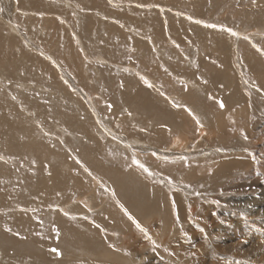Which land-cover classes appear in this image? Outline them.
<instances>
[{
    "label": "rangeland",
    "instance_id": "obj_1",
    "mask_svg": "<svg viewBox=\"0 0 264 264\" xmlns=\"http://www.w3.org/2000/svg\"><path fill=\"white\" fill-rule=\"evenodd\" d=\"M8 1L0 0V14L2 13L4 19L9 21L11 27H17L18 42L21 43V47L25 46L22 47L24 53L19 52V56L16 51L20 49L13 46L10 50L12 51L13 48L12 53L14 56H12V53H6L14 68H11L10 65L9 69L5 70L7 66L4 64L0 68V80L5 85L0 84V91L3 94H9L8 88L12 89L13 95L11 96H15V100L18 98L20 100L17 103L18 107L16 105L20 116L8 113V117L12 120L15 117V120L19 121L17 123L19 129L25 128L24 131H26L27 128H30L33 131L31 132L32 135L29 133L30 136L27 134H23V136L14 134L3 136L2 143L4 142V146L8 147L11 143H16L15 145L22 148L21 152L18 151V154L3 157V160L0 156V224L2 223L0 229L16 235L18 240L27 237L47 242L58 240L59 236L55 221L57 210L61 209L58 205V198L73 196L76 200L80 196L78 194L82 193V196H84L85 192L80 190L84 186V182L82 183L81 180L77 179L76 182H71L65 179L66 166L62 161H58L54 165L50 163V160L56 161L51 149L59 151L61 155H66L65 148L67 147L68 150L71 148L69 150L71 153L80 154L84 152V148L95 147L97 143L96 140L85 138V133L68 130L57 117L60 115L65 118V115L71 116L73 113L75 115V110L85 107V110L88 109L89 111L86 115L90 117L92 114L93 116V119L82 118L90 127L87 129L88 133L99 137L102 141L97 140L100 145L106 144L105 150H102L100 146L101 148L98 149L100 151L94 157L111 165L133 167L147 184L163 192L167 203L163 204V207L157 203L159 210L155 213L149 211L153 216L155 215L154 217L147 212L144 225L133 220L134 226L129 227L121 218L119 219V216L117 217L118 222L109 220L108 223H104L98 219L106 218L105 212L107 210L113 211V209L109 208L110 205L104 204L105 208L103 206L98 210L97 205L103 203V199L106 198L105 194H108L107 187L104 189V186L100 185L98 187L100 197L98 202L95 203V212L93 211L89 215L91 218H86L82 215L83 213L78 216V210H76L75 214H78V217L73 219L69 216L65 217L66 215L62 217L63 221H66L65 224L76 226L81 220H90L101 231V235H104L102 237L108 241V249L122 256L128 257L131 256V253L136 256V259L131 260V264H264V93L262 91V89L264 90V72L259 70L260 67L264 69V0H107V3L110 2L111 7L108 6L112 10L117 9L114 7H119L125 16L122 14V17L116 11H112L113 13H111V10L105 11L104 7H102L103 9L98 8L94 10L93 15L103 17L109 21L100 22L98 19L102 20L101 18L95 16L90 18L88 14H84L85 17L81 13L79 28L76 15L71 9L67 8L69 21H66L72 27L74 26L75 32L69 29L66 21L60 23L56 17L51 19L56 18L54 21H46L43 15L44 13L47 14L48 11H43L44 13L33 11L35 16L32 15L29 18L24 16L18 7L17 9L14 8V12H10L11 8H8L6 12L5 7ZM78 1L84 8L88 7V4L83 3L81 0ZM104 1L106 3V0ZM124 8L127 11H124ZM153 9L154 11H152ZM155 9L162 13L155 11ZM147 10L149 11L147 12ZM135 12L139 13L136 15ZM59 13L61 14V12ZM148 13L150 16L161 18V21L165 19L167 27L170 18L177 26V30L183 28L181 31L185 33H182L183 38L187 35V42L185 40L184 42L180 40L177 42V38L176 42L173 40V45L171 39L166 44L165 42L162 44L160 41V44H162L161 49L164 51L162 58H165V61H161L164 67L166 62L169 63L168 65H173L171 62L176 61L178 64H174L176 68L178 66V69L184 72L185 70L195 69L202 57L210 70L219 71L221 69L219 64L221 56L226 53L229 56L231 65L230 68L226 69V73L229 74V77L235 75L234 85L237 86L240 95L243 97L238 110L235 111L232 108L228 109L225 105L221 107L223 100L221 101L217 95L207 94L206 96L205 94L206 97H201L194 95L193 92L188 93L186 96L189 97L190 101L197 104L196 110L198 111L196 114L201 112L208 118H206L209 123L207 126L211 125L209 132L213 138L202 135V130L194 125L188 117L181 114L185 118L190 132L185 134L186 144L183 147L184 149H181V152L176 151L177 153L168 148V144L173 142L174 136L166 137L165 141L159 139L160 135H155L154 138L145 135L140 136V134L138 136L137 133L125 129V125L120 122L122 120L118 119L126 111L122 100L123 94H121L124 90L122 80L126 76L137 75L135 72L129 71L127 67L121 68L120 64L137 69H146L151 66L152 60L137 57L140 59L139 62L136 58L137 48L128 46L127 42L129 41L127 40H122L123 42L120 43L116 39H112L111 45L108 43L96 45L95 42V38L97 41L96 36L101 31L102 33L105 32V35H101L105 36L107 42L110 38L107 36L111 32H121L123 28L119 22L123 20L126 21H123V24L127 25L126 27L130 28L129 26H131L130 29L132 27L138 29L141 26L140 29L142 27L146 28V31L141 32H147L148 25L146 22L144 20L133 22L131 16L136 15L143 19L148 16ZM160 14L161 16H159ZM116 16H119V19L118 17L115 18ZM120 17L123 19H120ZM55 21H59V23ZM180 22L185 25L183 24V26ZM102 25L107 27L103 29ZM165 25H163V28L160 27V29L162 28L161 31L163 29L165 32L167 31ZM110 26L111 28H109ZM189 33L190 36H188ZM77 34L84 40L85 47L90 54L93 51L100 53L101 48L105 46L108 50L101 54L106 55L105 58L108 61L110 56L114 55V61L117 64L110 66L112 61H109V65L106 63V66L105 63L85 59L84 48L76 39ZM191 36L195 38V42L192 41ZM174 48L177 49L176 52ZM176 53L180 54L177 55ZM131 56L133 57L131 58ZM150 56L149 53L148 57ZM26 69H29L28 72ZM183 72H180V75H174L169 71L168 73L165 71L164 86L172 91L171 86H177V84L183 86L184 83L187 85L188 83L185 80L179 79ZM208 76L210 77V75ZM214 79L215 77L212 79L210 77L207 80L213 92L221 89V83H217L216 80L214 82ZM221 79H224V75H221ZM21 84L23 86L29 84L30 88H19L18 86ZM175 88L177 90V87ZM223 90L224 95L226 90ZM11 96L10 98H12ZM247 97H249L248 103L247 101L244 103ZM177 100L179 101V99L173 97V99L165 102V105L172 106L174 104L177 109L179 103ZM20 105L23 106V109ZM179 106L184 107V105ZM24 107L30 110L27 112L28 117L22 114L23 110H26ZM5 108L7 107L4 104ZM252 110L253 113H251ZM81 111L84 113L83 109ZM186 114L190 115L188 112ZM1 115L3 114L0 113ZM36 119L38 120L36 121ZM179 120L181 121V119ZM39 121L43 122L44 129L38 124ZM158 131L169 133L167 128H159ZM63 134H66V136L62 137ZM28 136L33 140H30ZM127 138L138 139L143 142L141 145V143L135 144L130 141L132 148L139 151L137 154L132 153L135 151L122 148V143H128L126 142ZM61 139L67 142V146L59 142ZM109 139L114 141V145H107ZM35 140L40 144L43 143L41 145L43 147L35 146L34 152L29 154L27 150L30 148L28 146L31 145V141L34 143ZM163 149L171 151L169 153L173 156L164 157L169 153ZM57 165H59L60 170ZM72 173L74 172L72 171ZM74 174L76 175V173ZM48 175L50 176L49 179H45L43 182L44 186L47 183L48 187H43L41 195H34L33 187L35 188L37 180ZM61 178L66 181L64 179L62 181ZM71 178L72 176L69 175V179ZM55 184L57 187L59 186L58 189ZM24 185L26 186L24 187ZM16 191L17 193H15ZM39 191H41V188ZM110 192V195L114 196L112 189ZM28 193L30 195L27 196ZM14 199L21 202L28 201V203L27 205L22 203V206L12 207L8 201ZM109 199L108 197V201L111 203ZM178 203H183L189 209L181 213L183 216L185 214L186 224H184L185 219L180 216V210H177ZM119 204L123 205L121 202ZM16 207H19V210ZM201 207H205V212H207L203 216L199 215L201 214L199 210ZM27 208L32 210L31 216L23 219L18 226V220L14 219L16 217L15 212L20 213V210L26 212ZM79 211L81 213L83 210ZM113 214L116 215V212L114 211ZM68 219L69 221H67ZM10 221L14 223H9ZM199 223L206 224V231L204 232L202 229L205 234L200 233ZM137 224H139V227ZM127 243L132 246L129 245L128 247ZM231 247L234 248L230 249ZM48 251L52 258V261H48L51 262L50 264H111L108 261L101 262L100 260L89 262L84 258L86 255L82 256L77 253H74L75 259L81 261L72 263L74 258L67 256L68 258L65 257L62 262V255L53 252V248H49ZM81 256L83 259H78ZM14 261L17 260H11V262Z\"/></svg>",
    "mask_w": 264,
    "mask_h": 264
},
{
    "label": "bare ground",
    "instance_id": "obj_2",
    "mask_svg": "<svg viewBox=\"0 0 264 264\" xmlns=\"http://www.w3.org/2000/svg\"><path fill=\"white\" fill-rule=\"evenodd\" d=\"M81 1L85 4H88L87 5L88 7L84 8V6H81V3L78 0H9L7 2V4L9 3L10 6L9 5L7 6V4H6L5 10L7 12L8 8H11L10 12L11 11L14 12L15 11L14 8L17 9V7H18V9H21L20 12H22V14L24 16H27L28 18H29V16H32V15L35 16L34 14L36 13V11H39V12L48 11L47 14H45L43 12L44 13L43 16L46 18V21L51 22V21L56 20V18H58L60 23L61 22L63 23V21H66L69 19L68 18L69 14H67L69 12L67 10V8H69L74 12V15H76V17H77L76 20H78L79 28H80V24H81V19H80L81 13H83V16H85L84 14H88V16L90 18L91 17L93 18V16H95V15H93V13H95L94 10H97L98 8L103 9L102 7H104L105 11L111 10V13L116 11V12H119L121 15L123 14V11L119 7H114L117 9L112 10L110 8L111 7L109 4L110 2L107 3V0H106V3L104 0H99L98 2H97V0H81ZM92 6H95V7H92ZM107 7L110 9H108ZM128 7L130 8V6H128ZM126 9H127V7H126ZM126 9L124 11H127ZM33 11L35 13H33ZM131 11H133V10H131ZM148 11L149 10H147V12ZM152 11H154V9ZM155 11H157V10L155 9ZM58 12H61V14L60 13L58 14ZM96 12H98V11H96ZM157 12H159V11H157ZM135 13L137 15L139 12L138 13L135 12ZM154 13H156V12H154ZM159 13H162V12H159ZM123 15L125 16V14H123ZM123 15H122V17H123ZM136 15L131 16V19L133 18L132 21L134 22L135 20H137V21L144 20V22H146V24L148 25L147 32H145L146 34L141 32V31H146L145 30L146 28L144 29V27H142V29H140L141 28V26H140V27H138V29H140L139 31H138V29H133V27H132V29H130L131 26H129L130 28L126 27L127 25L125 26L124 25L125 23L123 24V21H124L123 20L122 22L121 21L119 22V23H121V26L123 28V29L120 28V29H122L121 32H118V33L117 32L116 33L111 32L110 33L111 36L110 35L107 36L108 38L110 37L108 42H107L105 36L101 35V34L105 35V32L102 33V31H101V33L98 36L94 35L97 37V41L95 38V42H96V45H100L102 43H104L103 45H105L107 43L109 45H111L112 39H116L120 43L122 40H124V41L127 40V41H129V42H127L128 46H130V47L134 46V48H137V50H136L137 55L135 54L136 58L138 57V58L147 59V60L149 58L152 60L151 66L149 68H146V69L145 68L137 69V68L132 67V66H125L123 64H120L121 68L127 67L129 71L135 72L137 75L130 76V77H127L125 75L126 78L123 77L124 79L122 80V85H124V88H123L124 90L122 91L121 94H123L122 100L125 104L124 107L126 108L125 109L126 111H125V113H123L122 117L121 118L119 117L118 119L122 120L120 122L125 125V129L127 128L129 130V132L131 131V132H134L135 134L137 133L138 136L140 134V136L145 135V136H148L150 138H154L155 135H160L159 139H161L163 141L166 140L165 139L166 137H171V136L173 137L174 136L173 142H170L168 144V148H169V150H173V151H175V153H177L181 149H184L183 147L186 144L185 134L190 132L189 126L187 125V122L185 121V118L182 117V115L188 117L192 121V123H194V125H196L200 130H202V135H207V136L211 135V133L209 132V130L211 129V125L207 126V125H209V123L206 121L207 117L204 116V114L201 112H199V114L200 113L202 114L201 116L199 114H196L198 111V110H196L197 104L190 101L189 97L186 96V95H188V93L193 92L194 95H199L201 97H206L207 94H212L214 96L217 95L221 101L223 100V102H222L223 105H225L228 109L232 108V110H235V111L238 110L239 103H241L243 101V97L240 95V92L238 91L237 86L234 85L235 84L234 83L235 82V80H234L235 75H234V77H232V76L229 77L228 76L229 74L226 73V71H227L226 69L230 68V66H231L230 61H229V56L226 53H223V56H221L222 58L220 59L221 61L219 63L221 65V69L219 71L210 70L205 63L204 58H202V57L200 58L199 63L196 65L195 69L185 70L184 72L180 71L178 69V66L176 68V65H174V64H177L176 61L171 62L173 65H168L169 63L166 62L164 64L165 65V67H164L163 62H161V61H165V58H162L164 51L161 49V45L164 42H165V44L169 43L170 41H168V40H170V39L172 40L171 43L173 45L174 44L173 40L176 42V38H177V42H178V40L183 41V42L185 40V42H187V40H186L187 35L183 38V34H185V33L181 32L183 28L177 30V26H175L174 22L170 18L168 19V25L169 26L167 27L165 25V23H166L165 19H164V21H161V18L150 16L149 13H148V16L143 18V19L140 18L139 16H136ZM151 15H152V12H151ZM106 16H108V15H106ZM159 16H161V14ZM54 17H56V18L54 20H51ZM95 17L101 18L102 20L98 19V21H100V22H106V21L108 22L109 21L103 17H98V16H95ZM117 17L119 19V16H116L115 18H117ZM122 17H120V19ZM127 17H129V16H127ZM107 18H110V17H107ZM112 18H114V17H111L110 19H112ZM163 18H164V16H163ZM127 19H129V18H127ZM59 21L58 22L55 21V22L59 23ZM96 21H97V19H96ZM177 21H179V20H177ZM114 22H112V23H114ZM124 22H126V21H124ZM66 23H67V21H66ZM180 23H178V24H180ZM181 24L183 25L184 23L182 22ZM142 25H145V24H142ZM163 25H165L167 27L166 32L164 29H163L164 32H163V30L161 31V29L164 27ZM67 26H69V29L72 32H75L74 28H73L74 26L72 27V25L71 24L69 25L68 23H67ZM102 27H103V25H102ZM104 27H107V26H104ZM104 27H103V29H104ZM160 27H162V28L160 29ZM60 28H62V27H60ZM109 28H111V26ZM95 29H96V27H95ZM83 31H85V30H83ZM108 33H109V31H108ZM190 33L192 34V32H190ZM190 33L188 36H190ZM192 35H194V33ZM170 36H172V37H170ZM65 38H67V37H65ZM190 38L192 39V41L195 42L194 37L191 36ZM76 39L79 41V43L84 48L83 50H84L85 59H88V60H91L94 62L105 63V64L108 63V65L110 63L109 61H112V65H110V66H113V65L115 66V64H117L114 61V55H111L110 56L111 60L109 59V61H108V59L105 58L106 55L101 54L102 52L104 53L105 51L108 50L107 47H105V46L102 47L100 50L101 51L100 53L97 51L96 52L93 51L90 54L88 49H86V47H85V42L82 39V37L77 34ZM198 39H199V37H198ZM160 41L162 42V44H160L161 43ZM197 43H198V41H197ZM20 45H21V43L18 42L17 27H11L9 21L5 20L2 13H1L0 14V68H2L3 64L8 67V68L6 67L5 70L9 69L10 65L12 66V61L10 58H8V55L6 53L11 54L13 51V48H12V51L10 50V48L13 46V47H17V49H20L19 51L15 50L19 56L20 53H22L24 51V48H22V47L25 46V45H23L21 47ZM219 50L222 51L221 49H219ZM165 51H166V49H165ZM176 51H177V49H175V52ZM149 53L151 54L150 57H148ZM178 54H180V53H178ZM145 55H147V56H145ZM181 55H183V54H181ZM12 56H14L13 53H12ZM18 56H17V58H18ZM164 56H166V55L164 54ZM122 57H123V55H122ZM132 57L133 56H131V58ZM170 57L172 58V56H170ZM180 57H183V56H180ZM15 58H16V56H15ZM120 60H122V59H120ZM138 60L140 62V59H138ZM56 62H58V61L56 60ZM135 64H136V62H135ZM106 66H107V64H106ZM192 67H194V66H192ZM11 68H14V67L12 66ZM111 68H113V67H111ZM26 70L28 72L29 69H26ZM259 70L264 72V69H262L261 67L259 68ZM165 71H167V73L169 71V73H172L174 75H176V74L180 75V72H183V74H181V76L178 75L179 79L185 80V82H187L189 84V86H187L188 85L187 83H186L187 85H185V83H184L185 87H187V88L183 87L184 85L180 86V84H177V86L176 85L171 86L172 91H170L169 88L164 86V83H163ZM99 74L101 75V73H99ZM208 75H210L211 79L213 77H215L214 82L216 80L217 83H221L220 84L221 89H219V91H216V90H215V92L212 91L211 87L207 83L208 82L207 80L210 79V77ZM221 75H224L223 80L221 79ZM107 82L109 83L108 80H107ZM209 82H211V81H209ZM1 83L3 84V86H5L4 83L0 80V84ZM18 87L19 88H21V87L22 88H24V87L30 88L29 84L26 86H23L21 84ZM175 87H177V90ZM9 88H8L9 94H7V93L3 94V92L0 91V113L3 114L0 116V156H2L1 157L2 160H3V157L9 156V155H15L16 153L18 154V151L21 152L20 150L22 148L19 145H15L16 143L15 144L11 143L10 146H8V147L4 146L3 145L4 142L2 143L4 135L14 134V135L23 136V134L29 135V133H30V135H32L31 132L33 131L30 128H27L26 131H24L25 128L19 129L20 127L18 128V126H17L18 125L17 123L19 121L17 122L15 120V117H14V120H12L10 117H8V113L10 115L14 114L17 116L20 114L19 111H17L18 110L17 103H19L20 100H19V98L17 100H15V98H14L15 96H11V95H13L12 89L10 90ZM223 89L226 90V93L224 95H223V91H224ZM262 91L264 93L263 89H262ZM19 94H21V93H19ZM205 94H206V96H205ZM10 96L13 99L10 98ZM166 97H168V98L164 99ZM173 97H176L177 99H179V101L177 100L179 102L177 105L178 110L176 109V107H175L176 105H174V104H172V106L171 105H165L166 104L165 102H167L169 99H173ZM218 97H217V99H218ZM219 99H218V101H219ZM248 100H249V97H247L244 100V103L246 101L248 103ZM172 101H171V103H173ZM4 104L6 105L7 108H5V109H7V110L4 109ZM25 104H26V102H25ZM218 104H219V102H218ZM16 105H17V107H16ZM179 105H184V107H181ZM236 106H237V108H236ZM20 107H21V109H23L22 105H20ZM21 109H19V110H21ZM81 109L84 110V113L81 111ZM81 109L75 110L76 112L73 110L75 112V115H74V113L72 114L73 116L72 115L71 116L65 115V118H63L62 116L59 115L57 118H58V120H60L62 122L63 126L65 128H67L68 130L80 132L83 134L85 133L84 134L85 138H87L89 140H91V139L96 140L97 144H95V147H91V148L89 147V149L87 147H86V149L84 148V152H81L80 154L71 153V151H69L71 148H69V150H68L67 147L65 148L66 150L64 149L65 154L67 153L66 155H64V154L61 155V153H59V151H55V149H51V153L54 155V158L56 159V161L54 162V161L50 160V163L52 165H54V164H57L58 161H62V163H64L66 166V170H65L66 171V176H65L66 180H69L71 182H76L77 179H79L82 181V183L84 182L83 188L80 189V190H84V192H85L84 196H82L81 191H79V193H81V194L77 193L78 196L79 195L80 196L77 197L76 200H74L73 196L58 198L59 204L58 203L57 204L61 207V209L57 210L58 211L56 213L57 219L55 218L56 219L55 220L56 226H57V230H58V236H59L58 240L55 242H47V241H43V240L41 241V240L31 238V237L22 238V239L18 240L16 235L10 234L6 230L0 229V264H50L51 262L49 263L48 261L51 260L52 258L50 256L49 251H48L49 248L59 250V252L62 255L61 261L65 257L66 258L70 257V258H74V259H72V263L73 262L77 263L78 261H81V260L75 259L76 256L74 253H77V254H80L82 256L86 255L84 258H86L85 260H89V262L90 261L95 262L97 260H100L101 262L108 261L111 264H131L130 263L131 260H134V258L136 259V256L133 253H131V256H128V257L122 256V255L116 254V253L112 252L110 249H108V247H107L108 241L106 240V238L102 237L104 235L103 234L101 235V233H100L101 231L98 229L97 226L93 225L90 220H88V219L87 220H81L76 226H74V225L68 226L67 224H65L66 221L64 222L63 221L64 219L62 217H64V215H66L65 217L69 216L70 218L73 219V218L80 216L83 213L82 215L85 216L86 218H91L89 215H91V213L93 211L95 212V209H96L95 203L98 202L99 197H100L99 196L100 191L98 188L100 185L102 187L104 186V189L107 187L106 191L108 192V194L106 195L104 193L106 198L103 199L104 200L103 203H100L99 205H97L98 210L101 209L103 206L105 208L104 204H107V206L110 205L111 207L109 206V208L113 209V211L107 210L105 212V214H106L105 217L107 218V220H106V218H100V219L97 218L99 221L104 222V223H108L109 220H112V221L115 220L118 222L119 220H117L118 219L117 217L119 216V219L121 218L127 225H129V227L134 226L133 224H135V223L133 220H136V221H138L144 225L145 219L147 218V212L153 216V214L149 211H152L154 213L157 212L159 210L157 203H159L160 206H162V207H163V204L167 203L165 201L164 196H163V192L159 191L158 189H155L152 185L147 184V182L144 179H142L141 175L136 173L138 171H135L136 169H134L133 167L128 168L126 166L122 167V166H117L115 164L111 165L110 163H106V161H104V160L97 159L94 157V155L98 151H100V150H98L99 148L102 147V150H105L106 144H104L103 146L100 145V143H98V141H97V140L101 141L100 138L94 136L92 133H88L87 129H89L90 127H88L89 125H87L86 122H84L85 120L83 121L82 118L85 117L88 119H93V116H92V114L90 115V117L88 115H86L89 111H88V109L85 110V107H82ZM28 111H30V110H27V109L23 110L22 114H24L26 117H28V113H27ZM90 111H91V109H90ZM180 111H183V112L180 113ZM186 111L190 115H187ZM253 112L254 111L252 110L251 113H253ZM21 119H23V118H21ZM179 119H181V121ZM37 120L38 119H36V121ZM38 124L40 126H42L43 122L39 121ZM123 124H121V125H123ZM43 126H42V128H43ZM159 128H167V129H169V133L168 132L167 133L159 132L158 131ZM53 129H55V128H53ZM63 131H64V129H63ZM55 132H56V130H55ZM63 135H61V136L62 137L66 136V134L64 136ZM133 136H135V135H133ZM210 137H212V136H210ZM29 139L31 140L32 138L29 137ZM36 141L37 140H35L34 143H33V141H31L32 142L31 145L28 146L30 148L29 150H27L29 152V154H30V152L31 153L34 152L35 146L38 147V146L43 145V143L40 144ZM130 141H132L135 144L141 143V145L143 143V142L139 141L138 139L133 140V139L127 138L126 142H128V143H122L121 144L122 148L125 150L129 149L131 151H135L132 148V146H131L132 143ZM59 142L63 143L62 145L67 146L66 141H62V139H61ZM108 142H109V144H107V145H114L113 140L109 139ZM41 147H43V146H41ZM108 148H110V147H108ZM169 150H166L167 153L171 152ZM73 152H74V150H73ZM137 152H139V151H135L132 153L137 154ZM168 156L172 157L173 155L169 153V155H166L164 157H168ZM44 162H46V161H44ZM59 164H61V163H59ZM57 166L59 169V165H57ZM34 168H35V166H34ZM72 171L74 173H76V175L74 173H72ZM77 173H78V176H77ZM53 175H54V173H53ZM69 175L72 176L71 179H69ZM49 177L50 176L48 175L45 177L43 176V178H41V179L38 178L39 180H37V182L35 184V188L33 187L34 195H36V196H38L39 194L41 195V193L43 192V189H44L43 187H45V188L48 187V184L46 183L44 186L43 182L45 179L48 180ZM59 177H60V175H59ZM63 179L64 178H61L62 181H63ZM72 179H74V180H72ZM54 180H55V178H54ZM259 182H260V180H259ZM53 183H55V182H53ZM16 184H18V183H16ZM61 184L63 185V183H61ZM25 186L26 185H24V187ZM32 186H33V184H32ZM27 187H29V186H27ZM30 187H31V185H30ZM56 187H57V185H56ZM58 187H57V189H58ZM40 188H41V191H39ZM70 189H71V187H70ZM111 189L114 191V196L110 195ZM63 190H64V188H63ZM67 191H68V187H67ZM19 192H21V191H19ZM15 193H17V191ZM15 195H17V194H15ZM21 195H22V193H21ZM28 195H30V194L28 193L27 196ZM108 197L110 198L109 200L111 201V203L108 201ZM4 201H5V199H4ZM9 202L12 205V207L22 206V203L27 205V203H28V201L27 202H25V201L21 202L19 200L16 201L15 199L8 201V203ZM119 202H121L123 205L119 204ZM36 205H37V203H36ZM45 207H47V206H45ZM6 208H9V207H6ZM16 208H17V210H19V207H16ZM20 208H26V207H20ZM49 208H51V207H49ZM187 209H188V207L186 208V205H183V203H181L177 206V210L178 211L180 210V216H182L183 219H185V214L183 216V214H181V213H184V211ZM14 210L16 211V209H14ZM30 210H28V208H27L26 212H24L23 210H20L21 211L20 213L18 211L15 212L16 217H14V219L16 221L18 220V223H17L18 226H19V223L23 219H26L27 217L31 216L30 213L32 212V210L31 211ZM76 210H78L79 215L75 214ZM79 210H83V211H81V213H80ZM199 210L201 211V214H199L201 216H203L205 213H207V212H205V207H201V208H199ZM114 211L116 212V215L113 214ZM2 214H4V213H2ZM85 217H83V218H85ZM79 220H80V218H79ZM67 221H69V219ZM14 222L10 221L9 223L13 224ZM186 223H187V219L184 220V224H186ZM1 224H0V226H2ZM5 224H6V222H5ZM17 224H16V226H17ZM199 224H200V228H199L200 230L199 231L201 234H203L206 231L205 230L206 224H204V223H199ZM10 227H11V224H10ZM14 227H15V225H14ZM54 227H55V225H54ZM116 227H117V225H116ZM202 229L204 230V232L202 231ZM22 231H24V230H22ZM22 233H24V232H22ZM131 233H132V229H131ZM28 235H26V236H28ZM201 236H203V235H201ZM108 239H109V237H108ZM129 245H130V247L132 246L130 243H127L128 247H129ZM232 248H234V247H231L230 249H232ZM51 253H52V251H51ZM82 256L79 258L77 257V258L83 259ZM12 259L13 260L16 259L17 261L11 262ZM53 261H55V260H53ZM59 262H60V260L58 261V263Z\"/></svg>",
    "mask_w": 264,
    "mask_h": 264
},
{
    "label": "snow or ice",
    "instance_id": "obj_3",
    "mask_svg": "<svg viewBox=\"0 0 264 264\" xmlns=\"http://www.w3.org/2000/svg\"><path fill=\"white\" fill-rule=\"evenodd\" d=\"M213 27H215V26H213ZM229 31H231V30H229ZM222 106H223V104L221 103V107ZM137 226L139 227V224H137ZM53 252H56L58 255H61V253L57 249H53Z\"/></svg>",
    "mask_w": 264,
    "mask_h": 264
}]
</instances>
